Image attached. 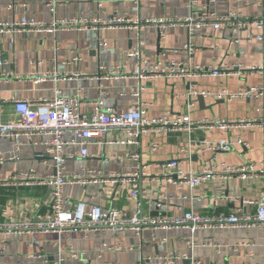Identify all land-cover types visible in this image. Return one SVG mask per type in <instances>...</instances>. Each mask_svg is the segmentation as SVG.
Listing matches in <instances>:
<instances>
[{"label":"crops","instance_id":"1","mask_svg":"<svg viewBox=\"0 0 264 264\" xmlns=\"http://www.w3.org/2000/svg\"><path fill=\"white\" fill-rule=\"evenodd\" d=\"M101 3V6H98ZM49 4V5H48ZM208 9L217 14L234 10L248 17L261 16L264 19V0H0V21L18 19L21 16L49 21L53 17L90 16L97 12L103 17L112 14L125 15L134 19L158 17H185L194 11L200 14ZM261 35V40L257 36ZM239 39L238 43L234 39ZM188 40L185 26L170 27L161 36L156 28L143 29H99V30H60L56 33L29 31L26 33L0 34V55L10 61V68L23 76L22 79H10L0 82V111L5 118H13L12 101L14 99H40L52 94L53 88L61 89L64 94H72L77 86L85 92L86 103L83 111L89 110V102L102 99L104 104L115 109H128L142 104L148 117L169 112L177 115L184 111L187 98L185 93L189 84L198 90L230 91L246 89L251 85H264V74L252 73L242 76L198 77L194 80L184 78L157 77L138 81L132 77H109L99 80L50 79L34 83L28 75H40L45 71L69 76L74 72L95 71L100 65L107 67L109 73H117L116 66L123 65L125 74L139 67L141 60L153 63L157 60H185L187 52L182 45ZM196 50L193 62L242 63L244 66H264V27L251 25L240 30L214 29L204 27L196 31L192 38ZM105 43V48L100 47ZM140 50V56L129 57L125 53L131 49ZM78 55L77 62H67ZM190 82V83H189ZM142 87V89H141ZM264 108V99H235L230 102L217 100L212 96L204 97L191 111V118L220 117L224 122L235 123L243 119L261 117L258 107ZM67 138L72 134L67 132ZM118 139V133H111ZM241 137L248 145L236 146L228 152H218L216 162L242 164L247 159L260 161L264 157V128L196 129L192 133L185 131L160 132L143 136L137 144L97 143L88 146L93 155L79 158V146L67 145L65 153L73 155L66 161L69 174L79 172L83 167L100 171L102 175L113 172L141 171L136 185L127 183H71L63 187L65 206H72L83 200L103 207H114L132 215L138 208L148 218L177 217L187 210L202 215L254 214L263 202L264 177L252 180L238 178H215L192 190L186 183H170L165 174L173 172L166 167L172 160L179 161L184 171H199L206 160L212 157V151L202 152L199 147L208 142ZM197 144L190 147V158L179 153V147L188 140ZM16 154L18 158L7 157L14 152L13 141L0 138V181L11 175L20 177V173L33 169V180L42 179L53 173L51 159L46 155L38 157L36 151L25 139ZM156 143L157 148L151 149ZM132 153H138L135 160ZM84 174V172H81ZM85 175V174H84ZM160 193H172L186 196L158 205ZM192 197H191V196ZM257 200L259 205L250 204ZM50 192L45 185L0 183V208H8L18 220H32L37 212L43 215L49 211ZM195 241L191 249L188 240ZM241 242L246 245H240ZM103 244L118 246L119 250H105ZM216 244L220 245L217 250ZM75 251L76 257H72ZM43 255L46 260L35 258ZM185 254L187 258L175 260L172 264H238L249 262L264 263V227H208L191 231L186 226L160 227L146 226L139 235L132 229L115 231L96 229L81 231L68 229L62 231H34L29 234L0 233V264H50L59 255L64 264H136L142 257L155 255ZM163 264V263H161Z\"/></svg>","mask_w":264,"mask_h":264},{"label":"built area","instance_id":"2","mask_svg":"<svg viewBox=\"0 0 264 264\" xmlns=\"http://www.w3.org/2000/svg\"><path fill=\"white\" fill-rule=\"evenodd\" d=\"M52 1V0H50ZM195 0H188L191 5ZM49 5V4H48ZM101 6V3H98ZM251 25H262L264 19L261 16L248 17L234 10H228L225 13L217 14L208 9L201 11L200 14L192 11L185 17H158L148 19H134L125 15L112 14L103 17L100 12L90 16H72L67 18L53 17L49 21L35 19L33 17L21 16L13 20L0 21V34L26 33L29 31L56 33L60 30H99V29H143L156 28L162 36L166 29L176 26H185L188 32V40L182 45L187 52V59L176 60H157L148 63L141 60L138 68L131 73L125 74L123 65L116 66L117 73H109L107 67L100 65L95 71L74 72L72 75L63 76L58 73L45 71L40 75H28L34 83L46 81L82 79L99 80L109 77H132L138 81H146L157 77L165 78H184L189 81L198 77H219V76H242L252 73L264 74V66L251 65L244 66L236 62L198 64L193 62V55L196 50L192 38L196 31L204 27L214 29L240 30ZM261 35L257 39L261 40ZM235 43L239 39H234ZM105 43H100L101 48H105ZM129 57L140 56V50L131 49L125 53ZM80 60L78 55H73L67 62H77ZM10 61L0 55V82L10 79H22L23 76L15 73L10 68ZM190 83V82H189ZM142 89V87H141ZM85 92L81 86H77L72 94H64L61 89L55 87L48 97L40 99H14L12 107L14 111L13 118H5L0 111V138L12 140L14 152L7 159L18 158L16 151L23 145L25 139L34 151L42 147V152H35V155L42 157L46 155L51 159L54 172L47 174L42 179L33 180V169L11 175L5 181L0 183L29 185L37 183L49 188L50 201L49 211L43 215L37 212L32 220L20 221L8 208H0V233H18L29 234L34 231H62L68 229H79L81 231H91L96 229H113L123 231L132 229L137 235L148 225L160 227L186 226L194 231L197 228L208 227H249L252 225H261L264 227V194L263 202L258 204L257 200H249L250 204L259 205L254 214H219L217 216H206L192 209L185 211L181 216L148 218L144 216L142 209L138 208L132 215H127L124 211L114 207H103L100 204L88 205L86 201L80 200L72 206H65V196L63 187L71 183H92V182H110L116 184L127 183L136 185L137 177L142 172H113L108 175H102L100 171L83 167L81 171L69 174L66 171V161L73 155L65 153L67 145L79 146V152L76 154L79 158H88L93 156L88 146L94 142L97 143H129L137 144L141 137L149 136L160 132H178L185 131L192 133L196 129H231V128H264V108L258 107L261 117L257 119H243L235 123L224 122L220 117L203 118L194 120L190 114L196 104L198 96H212L217 100L230 102L235 99H264V85H251L246 89L239 91H230L222 88L218 90H198L192 84H189L185 93L187 102L184 111L177 115H171L169 112L162 113L155 117L146 115L145 107L140 104L128 109H115L112 106L104 104L102 99H96L89 102L91 108L83 111L81 105L86 103ZM72 134V138H67L66 133ZM118 133L121 137L115 139L111 133ZM197 144L196 141L188 140L187 144L179 147V153L190 158V147ZM248 144L241 137L221 139L215 142H208L199 147L204 151H212V157L204 162L203 167L197 172L184 171L179 167L178 160H172L166 163V167L173 169V172L164 175L166 181L170 183H186L190 190L215 178L242 180H252L264 177V157L260 161L247 159L242 164H231L225 161L216 162L218 152H228L236 146L246 147ZM157 148L156 143L151 144V149ZM131 157L138 160L139 154L132 153ZM4 156L0 153V161ZM84 172L82 174L81 172ZM191 196V195H190ZM192 197V196H191ZM183 199L186 196H179L172 193H160L158 196V205L168 203L176 199ZM191 249L195 247L193 238L188 240ZM240 245H246L241 242ZM217 250L220 245H215ZM105 250H119L118 246L103 244ZM72 257H76L75 251H71ZM35 258H46L41 254H35ZM185 254L173 255H155L142 257L136 264H172L175 260L185 259ZM50 264H64L62 255H59ZM102 264H116L114 262H103ZM195 264H199L196 262ZM238 264H255L249 262H240ZM264 264V263H263Z\"/></svg>","mask_w":264,"mask_h":264},{"label":"water","instance_id":"3","mask_svg":"<svg viewBox=\"0 0 264 264\" xmlns=\"http://www.w3.org/2000/svg\"><path fill=\"white\" fill-rule=\"evenodd\" d=\"M197 98H198V100H199L200 103H201V101H203V97L198 96Z\"/></svg>","mask_w":264,"mask_h":264}]
</instances>
